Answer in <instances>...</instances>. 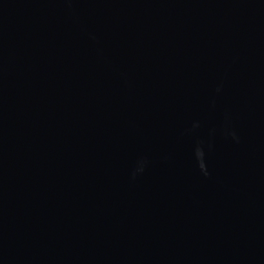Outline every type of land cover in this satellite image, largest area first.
I'll use <instances>...</instances> for the list:
<instances>
[{
  "label": "water",
  "instance_id": "95a60500",
  "mask_svg": "<svg viewBox=\"0 0 264 264\" xmlns=\"http://www.w3.org/2000/svg\"><path fill=\"white\" fill-rule=\"evenodd\" d=\"M0 264H264V0H0Z\"/></svg>",
  "mask_w": 264,
  "mask_h": 264
}]
</instances>
